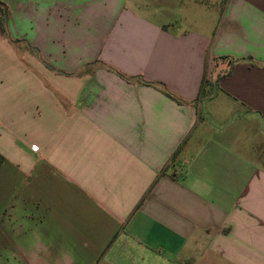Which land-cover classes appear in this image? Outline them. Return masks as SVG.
Returning a JSON list of instances; mask_svg holds the SVG:
<instances>
[{
    "label": "crops",
    "instance_id": "crops-1",
    "mask_svg": "<svg viewBox=\"0 0 264 264\" xmlns=\"http://www.w3.org/2000/svg\"><path fill=\"white\" fill-rule=\"evenodd\" d=\"M0 1V264H264V0Z\"/></svg>",
    "mask_w": 264,
    "mask_h": 264
},
{
    "label": "trees",
    "instance_id": "trees-1",
    "mask_svg": "<svg viewBox=\"0 0 264 264\" xmlns=\"http://www.w3.org/2000/svg\"><path fill=\"white\" fill-rule=\"evenodd\" d=\"M7 10L4 3L0 1V35H5L6 31ZM5 162V158L0 154V167Z\"/></svg>",
    "mask_w": 264,
    "mask_h": 264
},
{
    "label": "rangeland",
    "instance_id": "rangeland-1",
    "mask_svg": "<svg viewBox=\"0 0 264 264\" xmlns=\"http://www.w3.org/2000/svg\"><path fill=\"white\" fill-rule=\"evenodd\" d=\"M207 96H208V95H206L205 97H207ZM207 102H208V101H207V99L205 98V99H204V106H206Z\"/></svg>",
    "mask_w": 264,
    "mask_h": 264
}]
</instances>
